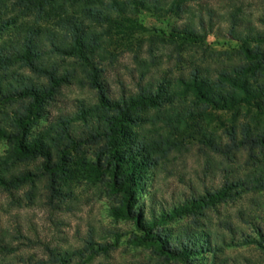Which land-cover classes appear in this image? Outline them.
Wrapping results in <instances>:
<instances>
[{
  "label": "trees",
  "instance_id": "trees-1",
  "mask_svg": "<svg viewBox=\"0 0 264 264\" xmlns=\"http://www.w3.org/2000/svg\"><path fill=\"white\" fill-rule=\"evenodd\" d=\"M210 1L0 0V195L55 217L74 210L80 179L92 180L111 194L112 217L133 221L168 263L196 264L205 255V264H238L225 250L245 246L257 251L246 264H264V218L239 212L249 230L222 223L229 237L207 226L213 210L245 196L260 206L255 197H264V18L259 28L242 8L264 0H217V9ZM53 9L60 17L42 25ZM144 12L180 24L129 46L133 66L121 73L105 26L148 33L136 18ZM214 33L228 38L230 52L208 51ZM160 46L170 52L163 71ZM72 88L85 96L70 104L64 96ZM218 114L245 120L219 131L211 126ZM194 150L208 174L220 175L216 187L203 182L173 205L152 196L138 203L146 180ZM25 241L38 253L21 256L14 244ZM110 249L92 235L65 250L0 227V264H92L110 259Z\"/></svg>",
  "mask_w": 264,
  "mask_h": 264
},
{
  "label": "rangeland",
  "instance_id": "rangeland-1",
  "mask_svg": "<svg viewBox=\"0 0 264 264\" xmlns=\"http://www.w3.org/2000/svg\"><path fill=\"white\" fill-rule=\"evenodd\" d=\"M210 5H214L216 9L221 8L217 0L210 1ZM242 8L248 19L252 20L257 27H263L257 19L264 18V1L247 2ZM61 13V10H49L42 25H51L54 21H57ZM136 18L140 25L150 32L143 33V30L130 26H128L129 29H121L116 25L105 26V31L109 33L111 38L114 53L119 54L121 57L119 70L122 71L121 73L124 72L125 67L133 66L131 60L133 54L128 52L129 46L147 39L151 36L153 30L168 34L173 27L180 24V21H177L176 18L161 17L149 12H144ZM207 44L208 51L212 55L217 53L219 56L230 52L229 40L222 34L214 33L209 36ZM146 50L147 44H145L142 53H145ZM155 54L161 60V71L171 66L167 63V58L170 55L168 47L160 46L156 48ZM142 57H147V55L144 54ZM84 96L82 92L72 88L65 92L64 99L72 104L74 100L84 98ZM216 116L211 126L216 127L219 131L227 129L236 118L240 121L245 120L241 114L235 118L232 115L225 114ZM45 125L44 121L41 122L39 129H42ZM5 149V144L0 143V154H3ZM91 181L81 182L80 179L81 184L77 186L78 202L74 206V210L56 214L55 217L51 216L47 208L27 206V203L13 205V197L10 199L6 195H0V227L10 231H13L15 227H20L23 234L33 241L40 240L46 244L58 245V247L65 250L82 248L83 242L92 235L98 244L111 245L110 259L106 260L101 256L92 264H171V262L168 263L165 259L158 258L152 253V249L148 248L141 239L142 233L133 221L116 220L112 217L110 214L111 194L102 183ZM220 181L219 174L210 175L207 173L206 158L194 150L192 153L173 158L171 163L157 173L155 179L152 177L146 180L147 185L143 188L144 193L139 196L138 203L144 202L149 196H152L159 206L173 205L178 203L185 195H191L190 188L196 187L202 190L203 182L208 187H216ZM22 196L23 193H16L14 202L16 198ZM252 199V197L245 196L235 204L223 206L219 210L216 209L210 212L207 220L210 231L214 234L229 237V234L223 230L222 223L226 222L238 225V227L248 231L249 227H245L238 221L239 212H243L247 217L252 215L257 222H260L264 218V197H255L260 201V206H253ZM180 222H171L170 226L177 227ZM28 245L27 241L23 242V245L14 244L15 248L20 249L21 256L28 257L29 254L38 253V249L29 250ZM225 256L229 263H231L230 261H236L238 264H246L245 259H251L252 261L257 259V251L245 246H234L226 248ZM207 257L202 256L201 262L196 264L207 263L205 261Z\"/></svg>",
  "mask_w": 264,
  "mask_h": 264
}]
</instances>
